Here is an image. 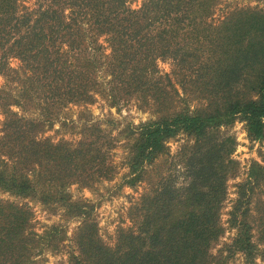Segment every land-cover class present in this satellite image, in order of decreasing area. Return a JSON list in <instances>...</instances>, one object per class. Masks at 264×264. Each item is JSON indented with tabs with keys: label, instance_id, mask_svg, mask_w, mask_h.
Listing matches in <instances>:
<instances>
[{
	"label": "trees",
	"instance_id": "obj_1",
	"mask_svg": "<svg viewBox=\"0 0 264 264\" xmlns=\"http://www.w3.org/2000/svg\"><path fill=\"white\" fill-rule=\"evenodd\" d=\"M216 2L144 0L138 8L129 9L126 0H52L54 8L36 11V33L22 47L26 56L19 54L22 61L31 59L36 63V100L48 103L45 97L59 93L61 85L67 101H90L92 88L88 84L96 61L87 58L84 51L87 42L92 44L91 37L99 34L107 35L110 48L103 61L105 72L111 77L107 94L112 101L115 88L121 84L131 85V90L139 94L157 58H169L180 70L198 69L196 74L208 95L202 106L181 109L134 128L136 135L128 161L129 173L133 174L130 181L139 178L143 163L161 152L165 139L183 131L194 140L183 162L184 184L175 186L170 179L161 182L142 206L145 207L136 231L122 232L112 248L97 238L94 223L80 206L67 202L68 197L56 198L35 189L29 178L8 173L6 164L0 161V190L18 197H36L45 204L59 199L80 216L74 235L77 253L71 250L68 256L72 264H224L226 257L236 252L243 254L245 263L254 264L250 222L253 216L249 208L251 189L257 182L253 176L239 184L235 205L228 212L227 220L236 231L232 240L216 255L209 253L211 242L221 232L218 209L225 188L224 160L227 162L229 152L211 131L240 118L248 136H263L264 10L233 9L212 24L205 19ZM15 3L16 0H0V19L5 17L6 23L10 22ZM0 24L4 27L3 22ZM50 45L55 53L52 57ZM2 64L4 61L0 60ZM64 68L69 72L66 77L62 76ZM33 78L28 69L25 80L29 89L35 88ZM59 81L65 84L58 85ZM23 90L26 91L25 85ZM44 110L49 111L48 107ZM50 121L41 114L36 124ZM32 126L31 120L24 122L20 117L3 122L4 131L11 129L13 133L5 132L17 137L23 131H31ZM39 147L38 153L44 156L51 144ZM29 218L26 206L0 200V264H26L34 240L37 243L38 239H49L51 244L59 239L60 226L54 224L34 239L35 235L26 230ZM256 226L257 239L264 243V205Z\"/></svg>",
	"mask_w": 264,
	"mask_h": 264
},
{
	"label": "rangeland",
	"instance_id": "obj_2",
	"mask_svg": "<svg viewBox=\"0 0 264 264\" xmlns=\"http://www.w3.org/2000/svg\"><path fill=\"white\" fill-rule=\"evenodd\" d=\"M142 1L126 0L125 4L129 9H136ZM47 7H55L52 0H16L10 22L6 23L5 17L0 19L4 25L0 24V60L4 61L0 66V161L6 164L8 173L29 178L35 189L54 194L56 198L68 197L67 202L80 206L94 223L97 238L112 248L122 232L136 231L145 207L142 206L161 182L170 179L175 186L184 184L183 162L194 140L191 134L183 131L165 139L161 152L152 161L143 163L139 178L130 181L133 174L129 173L128 161L136 135L134 128L181 109L202 106L208 95L196 74L198 69L180 70L169 58H157L139 94L131 90V85L121 84L115 88L112 101L107 94L111 77L105 72L106 61H103L110 54V48L107 35L99 34L91 37L93 42H87L84 51L87 58L96 61L93 79L88 84L92 88L90 101H67L66 90H62L61 85L56 95L43 96L48 103L36 100V63L31 59L27 63L28 59L22 61L23 56L19 54L26 56L22 47L36 33V11ZM241 7L264 10V0H217L205 21L214 24L231 10ZM66 12L63 10L64 14ZM16 40L22 45L17 46ZM49 48L52 57L55 55L53 46ZM101 61L105 63L101 65ZM28 69L33 72L34 89H29L25 80ZM62 71L64 77L69 74L66 68ZM40 82L45 83L42 78ZM61 83L65 84L59 81L58 85ZM24 85L26 91H22ZM41 114L51 121L36 124ZM17 117L34 124L31 131H23L18 137L5 132L13 133L11 129H3L6 119ZM211 132L217 142L225 143L223 147L229 152L227 162L224 160L225 188L218 209L221 232L211 242L209 253L216 255L232 240L236 231L227 220L228 212L235 205L239 184L253 176L257 180L251 189L249 203L253 216L250 218L253 263L264 264V243L257 239L256 226L264 205V133L260 139L251 138L240 118L219 125ZM40 144H51L44 156L38 153ZM228 160L233 163L229 164ZM0 200L28 208L30 218L26 230L35 235L34 239L51 225L60 226L59 239L51 244V240L45 242L37 236L38 242L32 243L26 264H72L68 256L71 250L76 252L74 235L80 216L74 215L59 199L45 204L36 197H18L0 190ZM224 264L247 263L243 254L236 252L226 257Z\"/></svg>",
	"mask_w": 264,
	"mask_h": 264
}]
</instances>
